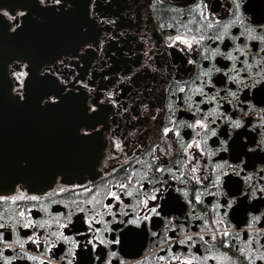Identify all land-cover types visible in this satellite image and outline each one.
Segmentation results:
<instances>
[{"label": "snow or ice", "instance_id": "obj_1", "mask_svg": "<svg viewBox=\"0 0 264 264\" xmlns=\"http://www.w3.org/2000/svg\"><path fill=\"white\" fill-rule=\"evenodd\" d=\"M37 5L0 7L10 37L25 17L44 25L78 6ZM124 6L87 0L77 48L38 68L30 56L6 65L19 105L36 81L41 110L79 99L76 136L95 147L86 164L42 179L29 155L11 178L0 170V261L264 264V0H146L135 52ZM125 47L137 67L117 72L104 57ZM142 74L151 85L132 90Z\"/></svg>", "mask_w": 264, "mask_h": 264}, {"label": "water", "instance_id": "obj_2", "mask_svg": "<svg viewBox=\"0 0 264 264\" xmlns=\"http://www.w3.org/2000/svg\"><path fill=\"white\" fill-rule=\"evenodd\" d=\"M8 0H0V5ZM0 16V170L7 178L16 174V160L22 155L31 156L36 162L32 177L42 179L51 166L88 162L91 154L80 149L78 138L62 124L51 111L41 110L30 97L24 105L17 104L9 95L11 87L6 76V65L14 56H33V51L48 55L55 44V23L49 18L44 25L34 27L25 21L20 34L10 37ZM31 30V31H29ZM39 55V56H40ZM78 167V166H70Z\"/></svg>", "mask_w": 264, "mask_h": 264}, {"label": "flooded vegetation", "instance_id": "obj_3", "mask_svg": "<svg viewBox=\"0 0 264 264\" xmlns=\"http://www.w3.org/2000/svg\"><path fill=\"white\" fill-rule=\"evenodd\" d=\"M74 2L77 3L78 6L70 15H66L64 17H60V16H50L49 17L54 21L56 25L55 44L53 46V49L45 57H42V53L41 55L40 53H37L39 51L35 52V50H37V47H36V49L33 51V56H30L33 59L34 67L38 68L41 61L50 60L51 58L55 57L59 53L73 51L75 48L78 47L79 43L85 38L79 32L77 25L81 22V20L83 19L85 15V4L87 0H74ZM119 2L125 5L124 7L120 8V14L124 16L132 24V27L129 28L128 24L126 23L124 25V28L130 36L129 45L133 47V51L135 52L137 51V41L131 39V36L135 35L137 31V28H136L137 24H139L141 27L144 26L143 18L146 16V8L142 7V5H145L146 0H119ZM21 6H25V7L31 6V9L33 11H37L38 13H41L43 11L42 9L38 7L37 0H8V2L0 5V7L9 8L10 11H14L17 7H21ZM17 11H22V9L17 8ZM157 11L159 12V9H157ZM137 17H140V19H138ZM109 18L111 19L112 17L110 16ZM164 18L165 20H167V16H165ZM20 19H23V18H20ZM25 21L26 22L28 21L31 27H34L38 24L35 21L29 22L27 17H25ZM4 22L5 24L8 23L5 18H4ZM148 27L151 28V25H149ZM101 35H103V33H101ZM106 45H107V41H106ZM111 52H115V48L110 49L109 53ZM124 52H127V47L123 48L122 52L116 53L115 61L108 59L107 56H105L104 59L107 60L108 63L112 65L114 68H116L117 72H119L120 69L124 67L135 69L137 65L133 64L132 62L136 60V56L135 55L125 56ZM137 54H140V53H137ZM92 55H94V53ZM100 55H103V53H101ZM140 59L142 62L144 57L140 55ZM167 59L171 60V57H168ZM125 61H127V64H125ZM111 75L113 74H110V77ZM151 83H152L151 74H142L139 79V85H134L132 90L139 91L141 87L149 86L151 85ZM108 87L111 88L112 86L109 85ZM45 88H46V85L44 83L40 81L34 82L33 88H32V94L30 96L33 98L32 100L34 102L38 103L39 97L44 92ZM132 90H130L129 93L124 94L126 98L128 95L131 94ZM51 111H53L54 115L60 121H62V123L58 124V127L60 129H62V124H63L64 127L74 132L76 135L75 129L78 126L81 119L83 118V105L79 99L69 98V100L66 101L65 104L59 107H56L52 109ZM77 146H79V148L84 150L85 152H88V154H92V152L94 151V147H95L92 144L81 142L79 139H78ZM86 163L87 162L67 163V164H44V166H54V165L81 166ZM89 179H91V177H89ZM19 203L21 204V206H23L24 204L23 201H20ZM261 207L264 208V205H262ZM0 264H2V261H0ZM29 264H31V262H29ZM149 264H155V261L150 260ZM173 264H175V262H173ZM209 264H215V261H209Z\"/></svg>", "mask_w": 264, "mask_h": 264}]
</instances>
